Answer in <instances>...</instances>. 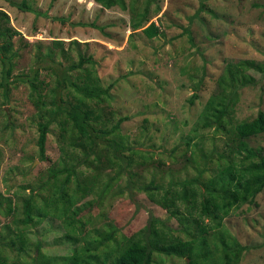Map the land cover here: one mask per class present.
I'll return each mask as SVG.
<instances>
[{"label":"rangeland","instance_id":"obj_1","mask_svg":"<svg viewBox=\"0 0 264 264\" xmlns=\"http://www.w3.org/2000/svg\"><path fill=\"white\" fill-rule=\"evenodd\" d=\"M19 2L0 0V29L16 32L11 39L15 55L9 79L16 80L20 73L31 75L39 65L37 53L50 49L63 65L77 62L78 52L90 55L93 63H86V69L99 78L102 88L112 85L104 98L89 102L94 118L100 120L97 126L109 129L123 118L117 132L131 149L125 151L129 165L118 177L114 176L117 168H106L92 179L91 165L79 164V180L93 183L90 193L73 204L63 218L48 216L38 224L23 226L16 221L20 212H5L4 199L20 207L22 198L32 191L41 203L52 192L50 185L37 188L47 179L46 169L71 166V162L61 155L56 123L50 124L46 156L40 159L38 122L44 120L41 114L47 117L48 112L34 103L37 92L29 83H7V101L0 85V237L7 241L18 227L27 235L21 254L0 244L7 264H59L58 256L70 255L99 231L115 226L119 234L129 236L142 229L150 216L175 230L177 221L137 186L152 178L162 185L172 179H190L203 168L202 178L206 179L229 157L236 139L225 132L228 125L223 126L224 131L214 123L203 125V109L210 99L224 96L228 101L236 96L225 116L230 123L251 120L258 111L264 112V0H119L111 6L97 0H26L33 10L46 16L13 5ZM2 13L8 16L7 22ZM151 21L158 25L160 34L147 38L141 30ZM183 27H188L191 43L188 35L182 34ZM55 40L61 44L55 45ZM5 42L6 37H0V45ZM236 63L245 65L242 72L254 83L221 81L222 76L231 77ZM38 76L50 80L48 87L53 85L48 69L40 68ZM70 90L69 86L63 95ZM40 94L48 108V88ZM248 144L264 150V132L250 138ZM103 147L100 142L99 148ZM187 148L196 152V162L191 161ZM76 159L82 160V155ZM73 179L71 176L66 185L68 193L73 192ZM68 219H74V228L67 224ZM221 229L246 247L236 264H264V188L253 202L224 216ZM213 240L219 241L216 235ZM219 253H215L217 259ZM160 257L153 256L154 264L187 261L185 257Z\"/></svg>","mask_w":264,"mask_h":264},{"label":"trees","instance_id":"obj_2","mask_svg":"<svg viewBox=\"0 0 264 264\" xmlns=\"http://www.w3.org/2000/svg\"><path fill=\"white\" fill-rule=\"evenodd\" d=\"M97 1L103 6H111L119 0ZM13 5L24 11H34L46 16V13L33 10L27 5L26 0ZM1 17L8 21L6 14L2 13ZM90 25L95 26L94 23ZM141 31L147 38L160 34L158 25L153 21ZM15 33L7 27L0 29V37H6V42L0 45L2 64L0 85L4 87V100L7 101L8 98L7 83L28 82L30 89L37 92L34 103L48 112L47 117L42 113L41 118L44 120L38 122L36 145L40 159L46 156V137L50 131V124L56 123L59 128L61 155L65 156L68 163L71 162V166L58 168L50 166L46 169L47 179L37 188L42 189L50 185L52 192L51 196L44 197L41 203L35 200L36 194L32 191L22 198L20 207L9 199H4L7 201L5 212H20L21 216L17 217L16 221L27 226L38 224L48 216L63 218L73 204L90 193L93 183L79 180L77 171L79 164L91 165L92 179L100 176L102 169L106 168H117L114 176L118 177L129 165L130 159L125 155V151L130 150L131 147L124 145L117 132L123 118L120 117L109 129L97 126L96 121L100 122V120L94 118L89 102L93 100L97 102L104 98L112 85L102 88L99 78L86 69V63H93L90 55L78 52L77 62L63 65L61 61L55 60L51 49L45 53H37L39 65L32 69V74L20 73L16 75V80H10L14 64L12 60L15 55L11 49V39ZM182 34L188 35L189 42H192L188 27H183ZM60 44L61 40H55V45ZM243 66L245 65L242 63L234 64L235 70H230L231 77L229 74L222 76L221 81L254 83L252 77L242 72ZM40 68L48 69L53 75L52 86L48 87L50 80H46V77L38 76ZM260 70L263 71L262 66ZM74 71L83 73L73 74ZM69 86L72 90L63 95L62 91H66ZM46 87L50 96L48 108L44 107L46 102L40 94V91ZM219 97L216 96V98ZM235 97H231L228 101L224 96L217 100L210 99L203 109L204 126L214 123V127L224 131L228 125L225 132L236 139L235 147L231 150L229 157L217 163L214 174L207 176L206 179L202 178L205 170L203 168L196 177L190 179L180 181L172 179L169 184L162 185L156 184V180L152 178L147 183L137 186L138 191L146 193L150 201L165 209L169 217L177 221L178 227L175 230H170L155 216H150L148 223L142 229L129 236L119 234L117 227L110 226L105 231H99L87 244L72 249L70 255L58 256L57 258L61 260L59 264H154V255L159 258H161L160 255L185 257L186 264H236L246 247L232 237L226 229H221L222 218L233 208L253 202L255 196L264 188V150L248 144L250 138L264 132V112L258 111L256 117L251 120L230 123L231 120L229 122L225 116L232 109ZM100 142L104 144L103 148H99ZM77 149L80 151L77 152ZM79 153L82 155V160L76 159ZM195 154L193 149L189 150V157L193 162H196ZM200 156L204 155L200 154ZM63 160L61 157L60 164ZM71 176H74L75 185L72 188L73 192L68 193L69 187L66 185L70 182ZM108 184L104 186L106 189ZM68 220L67 224L73 227L74 219ZM215 235L219 241L213 240ZM4 238L0 237L2 246L6 245L19 254L26 249L27 235L19 227L7 241L2 242ZM66 238L75 240L69 235H66ZM110 242L113 243L111 247ZM1 247L0 264H7L6 255L2 253ZM36 250L40 252L37 246ZM217 250H220L218 259L215 257ZM42 264L51 263L46 261Z\"/></svg>","mask_w":264,"mask_h":264}]
</instances>
